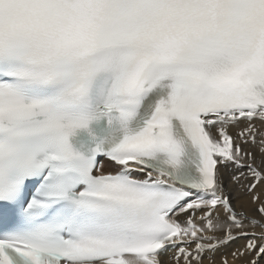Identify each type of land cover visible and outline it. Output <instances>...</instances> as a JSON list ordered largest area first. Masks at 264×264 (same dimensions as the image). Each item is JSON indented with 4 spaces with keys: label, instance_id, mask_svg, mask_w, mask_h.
I'll use <instances>...</instances> for the list:
<instances>
[{
    "label": "snow or ice",
    "instance_id": "obj_1",
    "mask_svg": "<svg viewBox=\"0 0 264 264\" xmlns=\"http://www.w3.org/2000/svg\"><path fill=\"white\" fill-rule=\"evenodd\" d=\"M262 191L264 0H0V264H264Z\"/></svg>",
    "mask_w": 264,
    "mask_h": 264
},
{
    "label": "bare ground",
    "instance_id": "obj_2",
    "mask_svg": "<svg viewBox=\"0 0 264 264\" xmlns=\"http://www.w3.org/2000/svg\"><path fill=\"white\" fill-rule=\"evenodd\" d=\"M102 163H104L105 167H107L109 170H114L109 165L108 162L102 161ZM230 175H231L230 171L225 170L224 176H225V182L228 185V191L232 194V196L234 198L240 200L243 203V205L249 210V212H251L255 208V205L252 204L251 197H250L249 193L247 192L246 189L240 188L235 183H233L230 180ZM261 196H262V198H264V191L261 192ZM243 243H244V241L240 240L228 248L221 249V252L217 253V260H219V257L221 255H227L228 259H229V264H244V261L242 259L241 260H233L231 255H230V253L232 251H234L236 248L240 247Z\"/></svg>",
    "mask_w": 264,
    "mask_h": 264
},
{
    "label": "rangeland",
    "instance_id": "obj_3",
    "mask_svg": "<svg viewBox=\"0 0 264 264\" xmlns=\"http://www.w3.org/2000/svg\"><path fill=\"white\" fill-rule=\"evenodd\" d=\"M110 171H113V170H110Z\"/></svg>",
    "mask_w": 264,
    "mask_h": 264
}]
</instances>
